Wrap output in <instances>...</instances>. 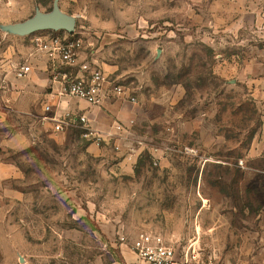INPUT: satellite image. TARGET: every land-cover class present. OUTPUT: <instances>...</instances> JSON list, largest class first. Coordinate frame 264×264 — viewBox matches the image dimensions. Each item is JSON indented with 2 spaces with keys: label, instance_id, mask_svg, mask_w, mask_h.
I'll use <instances>...</instances> for the list:
<instances>
[{
  "label": "rangeland",
  "instance_id": "1",
  "mask_svg": "<svg viewBox=\"0 0 264 264\" xmlns=\"http://www.w3.org/2000/svg\"><path fill=\"white\" fill-rule=\"evenodd\" d=\"M53 2L0 0V264H107L140 234L264 264V0H58L72 34H19ZM70 35L135 97L102 107L125 140L42 121L59 84L38 43Z\"/></svg>",
  "mask_w": 264,
  "mask_h": 264
},
{
  "label": "built area",
  "instance_id": "2",
  "mask_svg": "<svg viewBox=\"0 0 264 264\" xmlns=\"http://www.w3.org/2000/svg\"><path fill=\"white\" fill-rule=\"evenodd\" d=\"M78 48L80 40L74 39L73 35L39 40L38 52L44 55L50 65L52 81L59 84V95L83 101L90 107H101L111 98L136 103L135 97L123 85L111 81L101 71L79 64ZM75 67L79 68L76 73H72ZM30 72L31 66L28 63L15 68V75L19 79L27 77ZM41 119L44 123L49 122L58 133L76 128L97 146L108 140H125L127 133V127L120 123H115L109 131H100L91 125L84 113L57 114L50 104L44 106ZM131 245L138 259L146 264H196L195 252L190 254L189 251L168 246L155 235L140 234Z\"/></svg>",
  "mask_w": 264,
  "mask_h": 264
},
{
  "label": "crops",
  "instance_id": "3",
  "mask_svg": "<svg viewBox=\"0 0 264 264\" xmlns=\"http://www.w3.org/2000/svg\"><path fill=\"white\" fill-rule=\"evenodd\" d=\"M51 90L52 93L48 95V103H51V105L53 106V110L57 114H64L69 112L70 113L82 112L89 118L90 123H92L95 127L99 126L98 128H100L101 131H108L107 125L110 122L107 120L108 116L105 115L104 113L105 111L102 110V107L108 109L110 105L108 104L109 102L104 103L101 107H90L87 103L83 101L77 100L75 98L59 95L58 87L55 84L52 85ZM16 94L17 97H19L20 93L18 92ZM17 97H15L13 100H10L8 98V100H10L8 102L11 103V105L14 107L15 106L18 107ZM118 253H119V261L115 260L108 264H146L145 262L138 259L131 245H122Z\"/></svg>",
  "mask_w": 264,
  "mask_h": 264
},
{
  "label": "water",
  "instance_id": "4",
  "mask_svg": "<svg viewBox=\"0 0 264 264\" xmlns=\"http://www.w3.org/2000/svg\"><path fill=\"white\" fill-rule=\"evenodd\" d=\"M76 18L60 11L58 0H54L52 11L37 14L18 27L21 35H30L40 31H65L72 34L75 30Z\"/></svg>",
  "mask_w": 264,
  "mask_h": 264
},
{
  "label": "trees",
  "instance_id": "5",
  "mask_svg": "<svg viewBox=\"0 0 264 264\" xmlns=\"http://www.w3.org/2000/svg\"><path fill=\"white\" fill-rule=\"evenodd\" d=\"M52 11V9L50 10V12ZM117 260V259H116ZM113 261H115V260H109L108 262H107V264L108 263H111V262H113ZM118 261H119V259H118Z\"/></svg>",
  "mask_w": 264,
  "mask_h": 264
}]
</instances>
